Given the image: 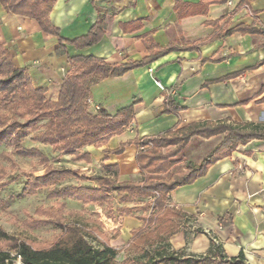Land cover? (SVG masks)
<instances>
[{
    "label": "crops",
    "instance_id": "obj_1",
    "mask_svg": "<svg viewBox=\"0 0 264 264\" xmlns=\"http://www.w3.org/2000/svg\"><path fill=\"white\" fill-rule=\"evenodd\" d=\"M239 1L227 0L209 6L203 15L180 18L174 10L176 2L197 4L200 0H57L49 20L67 41L85 36L100 20V41L83 49L66 46L67 55L95 57L117 65L146 58L149 44L181 48L206 40L214 34L213 22L222 32L239 25L264 28V0H252L236 11ZM137 22L139 28L131 29ZM263 41L264 37L257 34L234 33L197 51H171L145 67L93 86L91 112L101 109L114 116L133 105L134 118L127 129L103 146L85 147L82 152L89 154V163L75 162L72 156L59 157L57 164L85 178L80 182L66 180L62 185L94 187L96 177L113 179V173L102 167L116 169L118 183L141 182L143 176L135 161L137 146L129 145L119 155L110 152L134 139L164 135L192 123L251 124L264 131V65L247 70L264 59V48H258ZM0 45L9 52L14 66L26 71L33 88L43 89L46 100L55 102L69 69L67 57L55 56L57 39L44 34L34 20L8 14L0 5ZM156 82L172 93L168 97L181 108L179 112L163 113L165 96ZM220 139L190 140L183 150L186 154L182 153L184 161L199 163ZM30 148L47 158L57 156L38 142ZM49 164L54 167V163ZM181 170L180 163L171 173ZM53 200L64 204V212H72L65 218L73 220L71 223L81 227L86 236L119 253L127 246L131 232L142 226L137 220L141 211L126 215L120 209L138 208L152 201L123 200V195L116 193L102 205ZM166 205L185 215L176 221L179 231L169 239L174 251L204 254L212 238L229 257L242 252L248 264H264V140L238 146L203 177L170 192ZM197 229L202 234H196Z\"/></svg>",
    "mask_w": 264,
    "mask_h": 264
},
{
    "label": "trees",
    "instance_id": "obj_2",
    "mask_svg": "<svg viewBox=\"0 0 264 264\" xmlns=\"http://www.w3.org/2000/svg\"><path fill=\"white\" fill-rule=\"evenodd\" d=\"M57 0H0V5L8 14H14L34 20L40 30L55 37L58 46L56 57H67L69 69L64 76L55 102L46 100L43 89H34L24 69L16 68L9 52L0 45V146L7 144L11 151L0 153V193L13 181L9 177L11 169L17 166L12 156L23 159H38L43 166L42 174L28 175L19 198L37 194L43 189H52L50 199H70L86 204L102 205L109 201L112 194H122L123 200L151 198L138 208L120 209L126 215L141 211L137 220L142 226L131 232V238L124 248L125 257L119 262V251L105 244L92 243V237L86 236L77 224L68 223L64 217L65 206L55 202L50 207H39L33 216L22 221L20 226L32 231L43 227H52L57 236L46 243H34L6 234L0 228V264H248L242 252L229 257L214 239H209L208 250L201 255H187L185 251H174L169 239L179 229L176 221L185 215L166 205L167 196L178 187L194 183L203 177L216 162L227 158L240 145L251 140H264V131L251 124L232 126L226 123H192L181 129L169 131L156 137L134 139L120 145L111 154H121L125 147L135 145L139 148L135 161L143 176L138 183L117 182V171L111 167H102L112 172L109 177L94 178L96 185H62L66 180H84L83 176L69 169L55 168L43 153L35 148H26L24 141L36 132L34 142L49 146L56 158L72 156L75 162H90L89 154L83 153L85 147H101L113 136L121 134L133 121V105L119 110L114 116L104 110H89L90 90L107 78L120 77L127 72L145 67L156 59L174 50L197 51L202 45L213 40L231 36L234 33L257 34L264 37V28L236 26L222 32L217 22L210 23L214 34L195 44H186L181 48L167 46L160 48L154 44L148 46V56L138 62L110 65L95 57H68L66 46L83 49L96 45L102 38L101 21L98 20L88 33L74 40H64L58 29L53 27L49 14ZM227 0H200L197 4L176 2L174 10L180 18L203 15L209 6L223 4ZM252 0H240L235 10L248 6ZM93 3V0H91ZM139 28V22L131 29ZM258 48H264V41ZM264 65V59L255 69ZM237 75V74H236ZM165 96L164 114H176L181 108ZM221 137L212 150L199 163L184 161L182 153L192 139H210ZM8 163V169L4 166ZM183 170L171 173L177 164ZM24 174V173H20ZM9 201L0 197V210H6ZM196 234H202L200 229Z\"/></svg>",
    "mask_w": 264,
    "mask_h": 264
},
{
    "label": "rangeland",
    "instance_id": "obj_3",
    "mask_svg": "<svg viewBox=\"0 0 264 264\" xmlns=\"http://www.w3.org/2000/svg\"><path fill=\"white\" fill-rule=\"evenodd\" d=\"M39 133L40 132H36L28 137L23 143L24 146L26 148H30L31 146H33V138ZM4 151L9 152L11 151V148L7 144H4L0 146V153ZM183 154L185 155L186 152L184 151ZM12 157L17 167L10 170L8 179L14 178L15 176H18V178L17 180L9 184L6 188H4L0 193V197L2 199L9 201L8 208L6 210H0V228L6 234L14 236L21 240L31 241L34 243L50 242L57 236V230L53 229L52 227H43L29 231L22 228L20 226V223L28 219V217L33 216L34 211L39 207H48L54 203L53 199L47 197L52 189L41 190L37 194L29 197L19 198L17 196V194L21 191L23 183L28 175L33 173L42 174L43 166L39 164L38 159H23L17 156ZM49 159L52 163H54V167L63 168L62 164H57L59 160L55 155L49 157ZM4 166L8 169L9 164L4 163ZM65 205L69 207V205ZM67 211L64 212V217H69V215L72 214L70 210ZM65 219L68 223H71L73 221L68 220L67 218ZM123 257H125L124 249L121 253H119L117 261L119 262ZM16 264L20 263L17 262Z\"/></svg>",
    "mask_w": 264,
    "mask_h": 264
},
{
    "label": "built area",
    "instance_id": "obj_4",
    "mask_svg": "<svg viewBox=\"0 0 264 264\" xmlns=\"http://www.w3.org/2000/svg\"><path fill=\"white\" fill-rule=\"evenodd\" d=\"M156 87L162 91V92H166L167 90L163 87V85H161L159 82H156ZM169 96H172V93L171 92H168L167 93ZM92 243L95 244L96 242H98V240L93 237V239H91Z\"/></svg>",
    "mask_w": 264,
    "mask_h": 264
}]
</instances>
